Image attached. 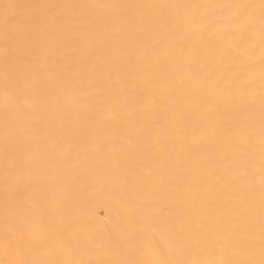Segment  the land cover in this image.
Listing matches in <instances>:
<instances>
[{
	"label": "bare ground",
	"instance_id": "bare-ground-1",
	"mask_svg": "<svg viewBox=\"0 0 264 264\" xmlns=\"http://www.w3.org/2000/svg\"><path fill=\"white\" fill-rule=\"evenodd\" d=\"M0 264H264V0H0Z\"/></svg>",
	"mask_w": 264,
	"mask_h": 264
}]
</instances>
